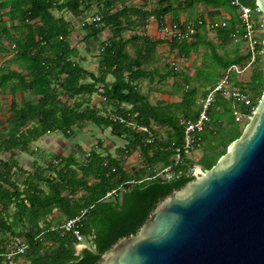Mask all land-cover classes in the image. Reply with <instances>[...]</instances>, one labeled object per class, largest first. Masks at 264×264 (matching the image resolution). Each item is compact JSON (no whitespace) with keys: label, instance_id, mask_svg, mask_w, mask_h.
<instances>
[{"label":"trees","instance_id":"1","mask_svg":"<svg viewBox=\"0 0 264 264\" xmlns=\"http://www.w3.org/2000/svg\"><path fill=\"white\" fill-rule=\"evenodd\" d=\"M173 1L179 5L174 6ZM241 1L256 4V0ZM158 2L154 10L147 11L126 4V0H0V52L5 57L0 60V92L9 94L11 100L6 114H0V152L8 153L0 158V242L9 236L25 235L30 249L24 264L97 263L119 239L136 234L160 200L195 178L190 173L195 163L204 170L217 163L229 144L242 134L235 112L250 116L257 96L262 97L264 67L256 64L249 83L240 86L250 96L251 104H237L219 96L213 106L218 103L223 110L214 120L210 116L201 134L202 149L204 143L220 136L223 149L203 153L197 160L185 157L173 168L170 179L158 175L162 168L173 164L175 148L183 142L179 119H194L199 107L196 105L217 82L221 71L249 59L240 51V43L232 49L225 47L234 41L231 33L237 21L231 0ZM200 2L216 9L209 12L208 19L216 18L220 10L231 16L229 25L217 30L218 44L207 40L203 32L189 41L154 39L143 33L151 16L160 26L165 25L168 13H173V22H180V8L191 9ZM95 16L100 20L85 22ZM199 18L207 21L203 12L189 21ZM77 25L83 31L86 52H93L97 58V71L84 66L86 55L72 43ZM106 30L110 36L103 38ZM126 31L133 33L125 36ZM165 43L170 46V54L176 51L181 58H189L200 46L205 48L194 76L184 74L171 61H162L158 49ZM258 48H264L261 39ZM260 57L259 53V62ZM161 69L166 71L161 73ZM156 76L159 82L172 77L176 89L183 87L180 80L184 76L187 85L182 88L181 98L152 103L140 82L145 78L154 82ZM234 82L240 84L236 77ZM206 84L210 86L199 99L200 87ZM176 92L173 89V94ZM96 93L101 97L99 105L91 103ZM115 116L136 126L115 121ZM224 117L226 123L222 122ZM87 124L102 132L110 129L113 136L125 140L124 148L116 155L98 137L97 144L89 149L75 142L69 154H46L35 159L30 169L20 164V154L32 153L31 144L42 136L60 132L73 140ZM155 124L165 128L166 139L156 137ZM138 126L150 129L152 143L147 142L149 134L139 131ZM137 150L147 164L131 172L124 158ZM113 189H118V194L106 198ZM83 210L87 211L81 232L89 247L78 252L71 233L61 235L50 228Z\"/></svg>","mask_w":264,"mask_h":264},{"label":"water","instance_id":"2","mask_svg":"<svg viewBox=\"0 0 264 264\" xmlns=\"http://www.w3.org/2000/svg\"><path fill=\"white\" fill-rule=\"evenodd\" d=\"M242 130L95 264H264V91Z\"/></svg>","mask_w":264,"mask_h":264},{"label":"built area","instance_id":"3","mask_svg":"<svg viewBox=\"0 0 264 264\" xmlns=\"http://www.w3.org/2000/svg\"><path fill=\"white\" fill-rule=\"evenodd\" d=\"M231 5L234 6L237 13V21L234 24V30L231 33V37L235 41H241L245 45L246 53L249 56L248 61L243 65L232 64L228 66L219 80L208 89L206 95L199 100L198 113L194 119L187 117H181L179 123L183 128V142L180 146L175 148L173 156V164L162 168L158 175H161L165 179L172 178L174 171L173 168L185 161V157L198 155L202 149V132L209 124L210 109L216 102L219 96H223L227 99H232L237 104H251V98L247 95L242 88L237 87L234 82V77L239 78L246 69L251 67L258 59L260 50L258 48L260 44V32L263 27V12L259 6L248 5L241 0H231ZM100 17L95 16L86 19L85 22L99 21ZM229 25V20H207L199 18L197 21L186 22H172L166 24L163 28L165 37L169 40H192L200 32L201 28L205 26L210 30H219L226 28ZM237 119L242 118V114L239 111L235 112ZM115 121L126 123L132 126H136L135 123L127 121L122 116H115ZM139 131H144L149 134L147 142L152 143L154 137L150 129L146 126H138ZM200 165L195 163L190 169V173L194 174ZM118 189H113L106 194V198L114 197L118 194ZM87 210H83L75 217L69 218L61 224L51 226L52 231H57L61 235L71 233L76 241L77 245L89 247L86 242L85 236L81 232L82 220ZM40 233L38 237H40ZM89 244V243H88ZM30 249V243L25 235H15L5 238L0 242V264H23L22 260L25 254Z\"/></svg>","mask_w":264,"mask_h":264},{"label":"crops","instance_id":"4","mask_svg":"<svg viewBox=\"0 0 264 264\" xmlns=\"http://www.w3.org/2000/svg\"><path fill=\"white\" fill-rule=\"evenodd\" d=\"M174 2V6H178L179 4L175 1ZM158 0H126V4H129L130 6H138L140 8H143V10H147V11H152L154 10L157 5H158ZM192 11L195 12H199L202 11L204 13V16L207 18V20H221V19H227L230 20L231 16L230 14L225 11V10H220L219 11V15L212 19H208V14L209 12H213L216 11L215 8L212 7H207L205 4L203 3H197L194 8L191 9H181L179 10V19L180 22H186L191 20V13ZM236 12V11H235ZM237 15V13H236ZM90 16V15H89ZM198 18V16H197ZM173 19V13H168L165 15L164 17V24H169L172 23ZM196 19V18H195ZM164 25V26H165ZM164 26H160L158 20L151 16L150 19L148 20V23L145 26V29L143 31V33L149 35L151 38H159V39H166L164 33H163V28ZM78 29L74 32V37L75 34L77 33ZM200 32H203V34L206 35L207 40H210L216 44H218L220 42L218 33L216 30H210L206 27L201 28ZM78 33L81 34L82 36V32L79 30ZM103 38H108L110 36V32L109 30H106L103 32L102 34ZM212 36H215L214 38H211ZM73 37V39H74ZM83 40V37H82ZM169 40V39H168ZM73 45H78L80 47V45L77 42H74V40H72ZM86 43V42H85ZM244 49H245V45L242 42ZM87 45V43H86ZM227 48V46H225ZM82 54L86 55V59L84 60L83 64L84 66L92 71H97V58L94 55V53H87L86 50H82V48L80 47ZM228 49V48H227ZM246 50V49H245ZM202 51L204 53L205 49L203 46H200L199 50L197 52H191L190 57L189 58H181V56L176 53V51H174L173 53L170 54L171 49L170 46L168 44H162L159 49H158V53L160 54L159 57L162 59V61H171L172 64L176 65L177 69H182L183 72L188 73L190 76H194L196 74L197 69L200 67L201 62H197V64L195 65V62L197 61V56L199 54V52ZM224 50L219 49V52L221 53ZM168 57V58H167ZM4 54L0 52V60H3ZM186 60V66L184 64V62H182ZM197 66V68H195ZM225 70V69H224ZM224 70L221 71V73L223 74ZM166 70L165 69H161V73H164ZM221 74V76H222ZM220 76V77H221ZM108 80L112 81L113 77L111 75L108 76ZM159 81V76L155 77V81L154 82H149V80L147 78L142 79L140 82V86L142 88V91L145 94L149 95V99L152 103H156L160 100H163L165 102H173V101H177V100H172L171 98H175L177 97V94H173V84H174V79L172 77H168L167 79L162 80V82H168V89H165L162 87L161 84H158ZM218 81V80H217ZM172 85V86H171ZM9 96V94H7ZM169 96V97H168ZM91 103L92 104H96L99 105L100 104V100L101 97L100 95H98L97 93L92 95L91 97ZM10 96H9V103H10ZM93 125L91 124H87L82 130L79 131V135L77 136V138L73 139V140H69L67 139V141H65L62 138V134L60 132H50L44 136H42L40 139H38L37 141H34L31 144V151H33L32 153L29 152H22L19 156L20 159V164L27 169H30L33 161L35 159H41V157H43L46 154L49 153H64V154H69L73 151V149L75 148V142H78L79 144H81L85 149H89L91 145V140L89 139V137L91 134L95 135L96 138L98 137H105L102 133V131L100 129H98L100 131L101 135L97 134V131H94ZM110 130V129H109ZM87 135V136H86ZM65 137V136H64ZM66 138V137H65ZM104 140V138H102ZM106 143L105 145H107L109 147L110 152L113 153L112 147H111V141L110 140H105ZM110 141V144H108V142ZM41 142H46L47 146H44L42 144H40ZM97 142V140H96ZM198 153V152H197ZM6 157L8 156V153L5 154ZM5 158V157H3ZM22 160H26L29 165H25L23 163ZM82 249V247H80V245H77V251L79 252ZM22 263L24 264V258L22 260Z\"/></svg>","mask_w":264,"mask_h":264},{"label":"rangeland","instance_id":"5","mask_svg":"<svg viewBox=\"0 0 264 264\" xmlns=\"http://www.w3.org/2000/svg\"><path fill=\"white\" fill-rule=\"evenodd\" d=\"M202 13V11H199V12H195V11H192V13H191V20H195V18H197V16L199 15V13ZM66 17L68 18V19H72V17H71V15L70 14H66ZM78 27H77V29H78V31H79V27H80V25H77ZM78 31H77V33L75 34V37H74V42H77L79 45H80V47L82 48V50L84 51L85 50V47H86V43H85V41H83L82 40V36H81V34L80 33H78ZM81 32H82V34H83V31L82 30H80ZM132 31H126L124 34H125V36H130V35H132ZM215 36H212L211 38H214ZM260 39L261 40H263V27L261 28V32H260ZM236 43H240V51L243 53V54H245L246 53V50L244 49V46H243V44H242V42L241 41H232V42H230L228 45H226L227 46V48L228 49H232L235 45H236ZM205 49V48H204ZM222 50V49H221ZM223 52V51H222ZM202 54H203V52L202 51H200L199 52V54H198V56H197V61L195 62V65L197 64V62H201V60H202ZM262 54H263V56H262ZM260 55H261V57H260V62L258 61L259 59H257V61L251 66V67H249L248 69H246L242 74H240V76H239V78L237 79L238 80V82L240 83V84H236L237 85V87H242V85L243 84H247V83H249V81H250V79H251V75H252V72H253V70H254V68H255V65L256 64H258V65H256V66H259V67H264L263 65H264V63H263V61L262 60H264V53H263V50L262 51H260ZM167 62V61H166ZM182 62H184V64L186 63V60L185 61H183L182 60ZM201 64H202V62H201ZM174 65V64H173ZM185 66H186V64H185ZM201 66V65H200ZM195 68H197V66L195 67ZM179 70H182V69H179ZM184 74H188V73H186V72H184ZM189 75V74H188ZM190 76V75H189ZM220 78V77H219ZM219 80V79H218ZM180 82H181V84L183 85V87H185L186 88V85H187V83H186V78L183 76L182 78H181V80H180ZM158 84H161L162 85V87L163 88H165V89H168L169 87V85H168V82L166 81V82H159L158 81ZM172 86V85H171ZM210 85L209 84H206V86H203V87H200V90H199V92H200V94H199V99L203 96V93H204V91L209 87ZM182 87V88H183ZM240 87V88H241ZM182 88H179V89H176L175 87H174V90H176L177 92H176V96L177 97H173V98H171V97H169L170 99H172V100H179L180 98H181V96H182V92H183V90H182ZM252 93V92H251ZM259 98H261V96H257V103L256 104H254V106H253V109L252 110H254L255 108H256V106H257V104H258V102H259ZM251 102H252V100H251ZM8 105H9V96L7 95V93H4V92H0V114L1 115H5L6 114V112H7V107H8ZM198 106V104L196 105V107ZM223 110V107L220 105V104H218V103H216L214 106H213V108H212V112H211V114L212 115H210L211 117H212V119L214 120V119H216V117H217V115L219 114V113H221V111ZM252 116V114L250 115V116H242V118L240 119V121L238 122V126L241 128V130H242V128L245 126V124L247 123V121L249 120V118ZM223 123H226L227 122V117H224L223 118V121H222ZM93 128V130L94 131H97V134L98 135H101L100 134V131L98 130V129H95V127H92ZM154 131H155V133H156V137H158V138H163V139H166V137H167V134H166V131H165V128L164 127H160V126H158V125H154ZM105 137H101V138H104V143H106V141L105 140H110L111 141V147H112V150H113V153L114 154H119L120 153V149H122V148H124V145H125V140L123 139V138H119V137H116V136H113L112 134H111V132H110V130L109 129H106L103 133H102ZM87 136V135H86ZM87 137H89V139L91 140V145H95V144H97L96 143V136L95 135H93V134H91L90 136H87ZM62 138L65 140V141H67V138H65L63 135H62ZM100 138V137H99ZM110 141L108 142V144H110ZM221 141H222V138H221V136L220 137H218L217 138V140H212V141H210V142H206V143H204V145H203V149H201L197 154L198 155H194V156H192L195 160H197V159H199L200 157H201V155L203 154V153H207V152H209V151H215V152H219V151H221L222 149H223V144H221ZM219 143V144H218ZM40 144H42V145H44V146H47V144H46V142H41ZM107 144V143H106ZM120 155H122V154H120ZM3 157H6V155H5V153H2V152H0V158H3ZM122 157H123V155H122ZM20 158H21V156H20ZM23 161V163L25 164V165H29V163L26 161V160H22ZM124 162H125V165L129 168V169H131V172H133L135 169H138V168H143V167H145L146 166V164H147V161L145 160V158H144V156L141 154V152L139 151V150H137V151H135V152H133L132 153V155H130L129 157H125L124 158ZM198 169H203L202 168V166L200 165L198 168H197V170ZM196 170V171H197ZM87 245H89L88 243H87ZM80 247H84V246H80Z\"/></svg>","mask_w":264,"mask_h":264}]
</instances>
